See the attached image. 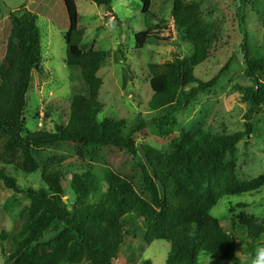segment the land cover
I'll list each match as a JSON object with an SVG mask.
<instances>
[{"label":"trees","instance_id":"trees-1","mask_svg":"<svg viewBox=\"0 0 264 264\" xmlns=\"http://www.w3.org/2000/svg\"><path fill=\"white\" fill-rule=\"evenodd\" d=\"M89 1L112 11L113 0ZM139 1L146 28L136 34L134 50L142 51L152 38L159 39L156 32L163 23L155 24L158 20L152 11L155 2L172 5L177 45L180 47L178 43L183 41L189 46L186 56L176 57L174 63L149 66L153 91L150 110L167 112L175 103L187 107L198 94L220 88L229 75L231 61L208 83L194 76L195 69L212 57L208 33L201 20V4L195 0ZM247 1L240 0V11L243 12ZM64 3L69 18V30L65 34L66 64L71 70L81 72L84 91L73 95L70 119L65 128H58L55 133L46 130L27 133V96L33 73L42 71V35L37 15L26 7L19 13L12 12V29L0 65V130L5 135L0 142V163L32 175L40 171L34 153L43 147L70 144L92 160L107 149L117 155L128 150L134 157L139 154L143 157L136 168L147 198L127 178L113 174L104 199L81 206L99 191L93 168L95 161L89 166H81L80 171L73 165L66 173L43 169L44 187L37 190H21L16 178L3 168L0 181L6 188L26 194L31 200L30 207L21 213L15 230L0 233V247L4 248L6 256L4 264H114L126 233L135 228L133 224L137 220H141L145 229V247L155 241L170 244L166 264H200L201 254L242 264L238 256L240 243L247 245L253 256L258 255L261 236L255 228L243 224L237 226L232 221L234 231L241 228L237 234L241 241L237 244L236 237L211 214L223 197L238 196L246 190L236 176L235 166L226 165V158L240 141L253 134L251 122L256 111L264 106V71L250 59V36L244 14L241 13V29L245 72L254 83L252 87L241 89L243 98L250 105L244 131L230 135L188 134L171 154H164L152 147L136 145L133 135L143 129V124L125 136V121H98L104 109L100 101L103 81L99 73L107 55L96 50L85 52L81 48L85 30L79 26L76 0H64ZM66 177H70L71 189L76 195L72 207L64 202L62 181ZM208 178L211 185L205 187ZM263 186L264 177L249 184V188L255 189ZM48 235L51 239L46 240ZM145 264L152 263L147 261Z\"/></svg>","mask_w":264,"mask_h":264},{"label":"rangeland","instance_id":"rangeland-1","mask_svg":"<svg viewBox=\"0 0 264 264\" xmlns=\"http://www.w3.org/2000/svg\"><path fill=\"white\" fill-rule=\"evenodd\" d=\"M195 1L201 4V20L208 33L212 57L195 69L194 76L208 83L231 61L229 75L220 88L198 94L187 107L175 103L167 112H152L150 102L153 91L149 66L174 63L176 57L183 58L189 51L185 42L180 41V47L177 45L172 5L154 3L152 11L158 17L155 24L163 23L156 32L159 39L152 38L142 51H136L135 36L146 28L139 0H113L112 11L89 0H76L79 26L85 30L81 48L85 52L96 50L107 55L99 73L103 81L100 101L104 109L98 121H125V136L143 124V129L133 135L139 148L152 147L164 154H171L188 134L230 135L245 129V115L250 105L243 98L241 89L252 87L254 83L245 72L241 13L246 19V29L250 36V59L255 60L264 71V0H248L243 12L240 11V0ZM23 7L38 16L43 57L42 71L33 73L27 96V133L42 130L55 133L58 128L68 125L73 95L84 91L81 72L71 70L66 64L65 34L69 30L67 10L64 0H0V65L6 55L12 29L10 14L19 13ZM251 124L253 134L249 139L240 141L235 151L226 158V165L235 166L236 176L246 190L238 196L223 197L211 214L227 232L236 237L237 244L241 241L237 235L241 228L234 231L232 221L237 226L243 224L255 228L261 236L259 249L262 250L264 186L255 189L249 188V184L264 177V106L256 111ZM4 137L0 130V142ZM34 154L40 166L36 174L26 175L0 163V170L4 168L10 176L15 177L21 190L44 187L41 172L45 168L66 173L71 170V165L80 171L81 166H89L95 161L93 168L97 174L99 191L81 206L102 201L113 174L127 178L145 196L136 168L137 163L143 159L141 154L134 157L128 150H124L117 155L107 149L99 152L92 160L85 152H80L70 144L43 147ZM210 185L208 178L204 186ZM62 186L64 202L72 207L76 195L71 189L70 177L64 178ZM30 205L31 200L26 194L11 191L0 181V233L13 232L21 213ZM133 227L136 229L126 233L119 258L114 264H145L147 261L166 264L170 244L155 241L147 248L144 245L145 229L141 220H137ZM49 239L51 235L46 236V240ZM238 256L242 264H254L258 259V255L253 256L248 246L242 243L238 245ZM5 257L4 248L0 247V264L5 263ZM199 263L231 264L207 254L200 255Z\"/></svg>","mask_w":264,"mask_h":264},{"label":"clouds","instance_id":"clouds-1","mask_svg":"<svg viewBox=\"0 0 264 264\" xmlns=\"http://www.w3.org/2000/svg\"><path fill=\"white\" fill-rule=\"evenodd\" d=\"M257 264H264V249H262L258 254Z\"/></svg>","mask_w":264,"mask_h":264}]
</instances>
